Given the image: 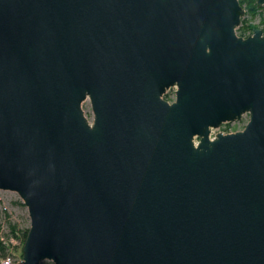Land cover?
Segmentation results:
<instances>
[{
	"label": "water",
	"instance_id": "1",
	"mask_svg": "<svg viewBox=\"0 0 264 264\" xmlns=\"http://www.w3.org/2000/svg\"><path fill=\"white\" fill-rule=\"evenodd\" d=\"M244 14L0 0V191L28 212L21 264H264V36H237Z\"/></svg>",
	"mask_w": 264,
	"mask_h": 264
},
{
	"label": "rangeland",
	"instance_id": "2",
	"mask_svg": "<svg viewBox=\"0 0 264 264\" xmlns=\"http://www.w3.org/2000/svg\"><path fill=\"white\" fill-rule=\"evenodd\" d=\"M242 19L246 21L248 25L251 26L253 32L256 29L261 30L264 36V22H262L263 20L262 15L251 17L247 14H244V17ZM253 32H251L249 35L247 33L246 37L252 35ZM236 34L238 36L237 31ZM246 37H241V38H246ZM163 100H165L168 103H173L175 100V89L172 88L166 91V93L163 96ZM81 108L84 113V117L86 118L88 123L92 124L93 113H92L90 101L88 99L85 100L82 103ZM248 120H249V115L246 114L242 116L240 121L222 124L218 129L211 130L210 138L213 139L218 133L221 132L245 128L246 124L248 123ZM195 141H198V139L196 138ZM9 223L17 225V232L19 233L18 238L10 237V236H9L10 238L7 237V235H9V228H8ZM0 227H1V236L6 238V240H9L16 247L22 245V232L30 228V220L28 217V212L26 207L22 204V201L20 200L19 196L16 193L0 191ZM22 246L21 247L19 246V249H16L18 250L17 252L18 254L21 253ZM44 264H51V263L46 262Z\"/></svg>",
	"mask_w": 264,
	"mask_h": 264
},
{
	"label": "trees",
	"instance_id": "3",
	"mask_svg": "<svg viewBox=\"0 0 264 264\" xmlns=\"http://www.w3.org/2000/svg\"><path fill=\"white\" fill-rule=\"evenodd\" d=\"M238 1L240 5L243 7V9L245 10V14L251 17L262 15V19H263L262 22H264V6H262L261 8H257L256 0H238ZM236 31L238 32V36L246 37L247 33L249 35L251 32H253V29H251V26L248 25L247 22L242 19L241 24L237 28ZM8 228H9V235H7V237L8 238L10 237L18 238L19 233L17 232V225L9 223ZM28 230H24L22 232V245L26 239ZM8 241L9 240H6V238L1 236V227H0V259L5 258L9 253H11V250H13L14 248L12 244L10 243V241L9 242Z\"/></svg>",
	"mask_w": 264,
	"mask_h": 264
},
{
	"label": "built area",
	"instance_id": "4",
	"mask_svg": "<svg viewBox=\"0 0 264 264\" xmlns=\"http://www.w3.org/2000/svg\"><path fill=\"white\" fill-rule=\"evenodd\" d=\"M11 244L14 247L13 250H11V253H9L5 258L0 260V264H21L22 255L21 253L18 254V250L16 249H19V246L21 247L22 245L16 247L13 243Z\"/></svg>",
	"mask_w": 264,
	"mask_h": 264
}]
</instances>
